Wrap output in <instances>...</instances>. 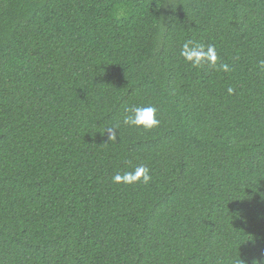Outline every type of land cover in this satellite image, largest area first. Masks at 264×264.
Listing matches in <instances>:
<instances>
[{"label":"trees","instance_id":"obj_1","mask_svg":"<svg viewBox=\"0 0 264 264\" xmlns=\"http://www.w3.org/2000/svg\"><path fill=\"white\" fill-rule=\"evenodd\" d=\"M260 61L264 0H0V264H264Z\"/></svg>","mask_w":264,"mask_h":264},{"label":"clouds","instance_id":"obj_2","mask_svg":"<svg viewBox=\"0 0 264 264\" xmlns=\"http://www.w3.org/2000/svg\"><path fill=\"white\" fill-rule=\"evenodd\" d=\"M180 55L186 63L191 64L194 68L203 67L206 63L210 67L216 68L219 60L216 48L214 45L205 47L204 44L192 40L185 42L182 46ZM260 66L264 68V61H260ZM219 67L224 71H229L227 64H219ZM233 91L228 89L229 94ZM158 109L155 106H131L125 109L122 123L127 126L142 127L145 130L153 129L159 126L157 117ZM103 133H107L108 142H117V135L120 133V124L106 127ZM152 179L150 169L141 165L135 168L134 171L124 172L123 174L116 173L112 177L114 184L134 185L137 183L148 184Z\"/></svg>","mask_w":264,"mask_h":264}]
</instances>
